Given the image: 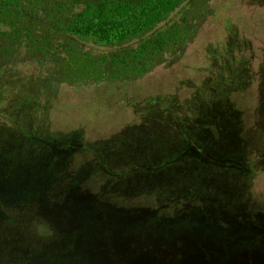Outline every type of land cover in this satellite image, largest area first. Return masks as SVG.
<instances>
[{
	"label": "trees",
	"instance_id": "trees-1",
	"mask_svg": "<svg viewBox=\"0 0 264 264\" xmlns=\"http://www.w3.org/2000/svg\"><path fill=\"white\" fill-rule=\"evenodd\" d=\"M212 1L0 0V130L6 124L21 130L18 140L3 142L12 146H2L0 182L7 191L0 190V219L14 225L21 213L39 212L54 230L52 239L37 240L44 243L38 252L21 250L24 264H49V253L53 264H253L260 257L264 264V208L245 181L263 161L250 148L256 125L264 126V68L258 90L250 91L245 71L228 67L247 62L212 52L210 76L218 77H209L206 95L181 105L187 114L161 129L146 119L101 140L113 145L104 150L98 143L54 142L35 123L5 113L7 97H18L16 107L27 112L39 110L25 100L52 98L61 83H127L172 65L212 14ZM230 40L235 51L246 49ZM21 66L34 70L25 74ZM19 80L25 85L8 92ZM37 139L51 144V153L16 145ZM123 149L132 163L113 170L110 156ZM149 152L154 162L146 161ZM68 237L69 250L83 247L82 256L62 258Z\"/></svg>",
	"mask_w": 264,
	"mask_h": 264
},
{
	"label": "rangeland",
	"instance_id": "rangeland-1",
	"mask_svg": "<svg viewBox=\"0 0 264 264\" xmlns=\"http://www.w3.org/2000/svg\"><path fill=\"white\" fill-rule=\"evenodd\" d=\"M211 7L212 14L200 27L184 55L172 65L159 66L142 78L127 83L110 81L93 83L88 86L61 83L54 91L52 98L36 94L25 100L32 102L33 106L38 104L39 110L35 107L27 112L24 107H16L20 104L18 97H7L4 104L5 108L7 107L5 113L26 118L28 123H35L34 129H37L39 135L46 139L53 141L78 140L90 147H93L94 143H98L101 150H104L113 145L107 143V140L100 142L101 140L124 130L131 131L133 125L144 124L146 119L154 123L151 127L157 126L158 129H161L163 125L171 122L176 114L178 116L187 114L185 106L181 107V105L189 98L191 100V97L196 96L198 92L206 95L209 77L217 74L213 71V75L210 76V67L213 66L209 63L212 52L224 50L247 62L245 67L240 64L236 65V63L228 67L231 71L244 70L243 78L249 85H252L250 91L258 90L261 77L259 75L264 68V6L242 4L239 0H213ZM228 38H231L230 41L238 43L242 41L246 49L235 51V48L229 47ZM20 69L25 74L34 70L30 66H21ZM217 69L218 66H215V70ZM236 73L232 75L238 77ZM215 77L218 76H213V78ZM236 80L237 78H234L231 82L236 83ZM240 80L242 81L241 78ZM24 83L19 80L18 85L8 86L7 91L17 92V88L24 86ZM165 106L169 108L165 109ZM43 107L44 112L40 109ZM24 111L25 113H22ZM3 127L5 132L0 130V157H6L2 146L9 145L8 147H10L13 143L3 145V142L18 140L16 139L17 135L21 132V130L11 129L12 126L9 124ZM154 132L159 134L160 130ZM253 132L252 130L251 133ZM31 135L28 134V137L32 138ZM24 138L27 140L26 137ZM37 140L40 142H36L35 145H33L35 141L33 143L30 141L28 145L22 143H16V145L20 144L18 148L22 150L36 149L41 153L40 155H42V151L51 153L46 149L51 148V144H46L41 139ZM250 149L255 157L263 158V161L259 162L256 168L251 167V171L245 174V181L250 187V193L256 196L258 204H262L264 208L263 125H256L255 140L251 143ZM151 152L154 151L151 149ZM14 154L15 152H8L10 157H14ZM65 154L69 153L66 152L62 155ZM76 156L81 162L85 160L79 155ZM128 156L126 150H117L116 154L110 156L108 165L113 170L130 166ZM145 157L148 162L155 161V157L150 152ZM4 168L6 170L7 166L4 165ZM238 179L244 181L242 176H239ZM0 183V190L6 193L7 189L2 185L5 184V181ZM251 194L248 192V195ZM17 211L19 214V210ZM43 217L44 214L39 212H35V218H32V214L24 216L21 213L19 220L14 222V225H8L7 222L0 219V264H24L21 250L29 248L38 252L44 243L37 245L35 244L38 242L37 240L42 237H50L48 240L52 239L53 235L46 234V229L49 226L43 223ZM46 219L48 218L46 217ZM70 244L71 241L68 237L64 248L61 249L62 258L75 257L77 254L82 256L83 247L69 250ZM47 257L50 259L49 264H53L54 255L49 253ZM252 263L262 264L261 257L260 260H252Z\"/></svg>",
	"mask_w": 264,
	"mask_h": 264
},
{
	"label": "clouds",
	"instance_id": "clouds-1",
	"mask_svg": "<svg viewBox=\"0 0 264 264\" xmlns=\"http://www.w3.org/2000/svg\"><path fill=\"white\" fill-rule=\"evenodd\" d=\"M53 231L54 230L49 227V228L46 229V234L51 236V235H53Z\"/></svg>",
	"mask_w": 264,
	"mask_h": 264
}]
</instances>
